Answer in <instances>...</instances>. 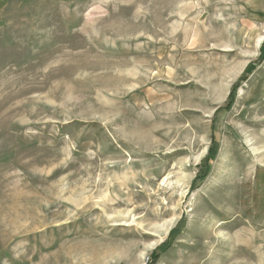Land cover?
<instances>
[{"label": "rangeland", "instance_id": "rangeland-1", "mask_svg": "<svg viewBox=\"0 0 264 264\" xmlns=\"http://www.w3.org/2000/svg\"><path fill=\"white\" fill-rule=\"evenodd\" d=\"M264 0H0V264H264Z\"/></svg>", "mask_w": 264, "mask_h": 264}, {"label": "trees", "instance_id": "trees-1", "mask_svg": "<svg viewBox=\"0 0 264 264\" xmlns=\"http://www.w3.org/2000/svg\"><path fill=\"white\" fill-rule=\"evenodd\" d=\"M256 180L260 185L264 184V173H257L256 175ZM261 198L263 200V205H264V196H258L257 194L255 195V199ZM158 254H153V256L149 257L148 261L146 264H155L157 260Z\"/></svg>", "mask_w": 264, "mask_h": 264}, {"label": "built area", "instance_id": "built-area-1", "mask_svg": "<svg viewBox=\"0 0 264 264\" xmlns=\"http://www.w3.org/2000/svg\"><path fill=\"white\" fill-rule=\"evenodd\" d=\"M148 261V260H147Z\"/></svg>", "mask_w": 264, "mask_h": 264}]
</instances>
